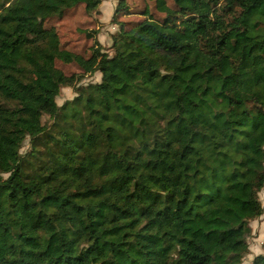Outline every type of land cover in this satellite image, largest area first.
Returning a JSON list of instances; mask_svg holds the SVG:
<instances>
[{"label":"trees","instance_id":"16d2710c","mask_svg":"<svg viewBox=\"0 0 264 264\" xmlns=\"http://www.w3.org/2000/svg\"><path fill=\"white\" fill-rule=\"evenodd\" d=\"M101 2L0 0V114L42 71L75 70L42 90L51 124L29 151L0 156V264H242L263 214L264 0H158L160 18L114 21L110 56L96 32L62 47L56 25ZM61 88L76 96L57 107Z\"/></svg>","mask_w":264,"mask_h":264},{"label":"rangeland","instance_id":"374dc122","mask_svg":"<svg viewBox=\"0 0 264 264\" xmlns=\"http://www.w3.org/2000/svg\"><path fill=\"white\" fill-rule=\"evenodd\" d=\"M158 0H102L95 13L86 16L82 8L70 11L69 17L57 24L50 22L48 26L56 25V31L60 38L61 46L68 50H79L86 53L93 45L82 33L96 32L95 40L102 46L103 53L111 55V38L119 26L114 21H126L130 25L135 24L140 19L158 17ZM120 4L125 5L119 11ZM15 11L14 7H10ZM20 29L29 27L34 23L33 17L28 12L18 11ZM11 40H5L0 44V68L12 66ZM75 70L72 67H61L57 65L52 71H42L35 87H25L31 97L30 102H24L20 109L12 111L11 114L1 112V116L11 121V126L5 129L0 137V156L2 166L9 167L16 162L18 157H23L30 148L28 132L36 127L48 128L51 124L49 119L50 107L42 97L43 89L54 88L61 75H70ZM100 80L98 74L86 75L81 84H93ZM7 95L13 96L14 91L4 88ZM71 88H61L59 95L55 98L57 107H61L65 102L71 101L75 97ZM4 178L8 175H3ZM259 200L263 207V214L257 220L251 222L252 235L248 239V255L243 259L242 264H252L257 256L264 255V189L259 194Z\"/></svg>","mask_w":264,"mask_h":264}]
</instances>
